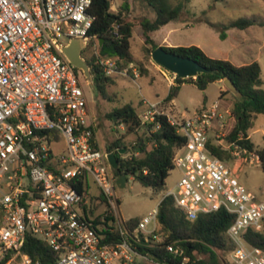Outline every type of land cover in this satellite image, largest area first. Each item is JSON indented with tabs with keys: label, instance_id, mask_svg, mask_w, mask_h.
Segmentation results:
<instances>
[{
	"label": "built area",
	"instance_id": "obj_1",
	"mask_svg": "<svg viewBox=\"0 0 264 264\" xmlns=\"http://www.w3.org/2000/svg\"><path fill=\"white\" fill-rule=\"evenodd\" d=\"M93 2L0 0V264H39L22 252L27 234L48 245L56 264H165L134 247L142 239L162 243L156 234L158 207L134 228L118 216L110 153L98 144L79 73L63 53L73 39H86L88 46ZM98 62L108 77L119 71L113 60ZM143 105L142 125L164 116L185 139L173 158L180 176L161 201L171 197L189 221L221 210L230 214L229 264H264V252L245 241L249 230L264 229V201L209 148L218 146L233 157L245 153L231 151L234 144L226 140L231 111L218 102L188 115L162 102ZM60 141L65 149L55 154L53 145ZM79 181L85 192L76 190ZM89 181L108 210L93 212ZM165 248L182 258L180 264L189 262L181 247Z\"/></svg>",
	"mask_w": 264,
	"mask_h": 264
},
{
	"label": "trees",
	"instance_id": "obj_2",
	"mask_svg": "<svg viewBox=\"0 0 264 264\" xmlns=\"http://www.w3.org/2000/svg\"><path fill=\"white\" fill-rule=\"evenodd\" d=\"M113 0H94L89 13L94 18L92 27L88 32L91 40L82 51V58L88 63L92 75V81L97 94L107 101H113L107 93V88L114 84L111 77L105 75L103 66L98 60H113L118 70H126L131 64L139 68L141 77L149 74L143 63L137 60L130 50V41L133 36L134 23L128 19V0H123L117 13L110 12ZM153 9V20L143 19L140 27L143 31L145 51L148 57L159 47L151 38L153 32L170 22L180 20L184 10V3L188 0H177L173 5L170 0H145ZM218 1V0H215ZM253 19H239L228 25L209 24L221 40L226 38L225 31L230 28L244 30L255 25ZM97 39L99 47L96 53L91 52L94 40ZM100 41L101 46H100ZM163 49L189 58L201 66L207 72L198 74L188 79H175V85L169 88L164 98V103H170L178 97L180 86L184 83L194 85L198 90L205 91L209 84L222 82L229 79L235 88L241 93L243 100L235 99L225 88L220 91L219 98L226 95L231 97V116L234 120L231 131L226 140L234 144L231 151L242 150L246 154H254L258 157L261 170L264 172V148L256 149L249 138V132L254 128L258 115H264V88L261 80V67L258 62L236 66L228 60L209 57L197 46H176ZM77 73L80 70L75 69ZM204 102L206 97L204 96ZM110 118L123 124L128 134H135L129 148V157L124 158L121 150L127 149L121 138L106 145L105 151L113 153L118 161V168L112 169L114 177L121 176L132 178L142 187L150 188L156 193L165 191L166 179L174 169L173 158L175 152L185 144L184 137L178 135L164 116H157L153 122L142 125L139 113L131 104H125L114 109ZM143 131L139 135L138 131ZM128 148V149H129ZM211 152L224 161H230L233 156L230 151L218 146L209 145ZM78 192H85L79 181L76 186ZM86 197L83 196V200ZM139 219H130L128 224L134 228ZM232 223V216L221 210L208 215H199L194 221H189L185 215L175 207L171 197L164 198L157 208L156 234L162 237V243H146L143 239L134 244L136 250L142 254H148L153 260L165 264H180L181 257H175L169 253L165 246L172 244L184 250L183 257H188L187 264H223L218 252L230 253L232 245L225 236L227 228ZM107 235L106 230H103ZM114 239L116 236H109ZM245 241L250 246L261 249L264 252V229L260 232L249 230L245 235ZM23 254L29 256L33 262L39 264H56L57 256L48 245L36 237L27 234Z\"/></svg>",
	"mask_w": 264,
	"mask_h": 264
},
{
	"label": "rangeland",
	"instance_id": "obj_3",
	"mask_svg": "<svg viewBox=\"0 0 264 264\" xmlns=\"http://www.w3.org/2000/svg\"><path fill=\"white\" fill-rule=\"evenodd\" d=\"M122 3L123 0H113L110 5V12L117 13ZM128 3V19L135 25L130 41V50L133 56L148 69L149 74L141 77L139 68L136 65H132V67L139 74L137 79L133 77L131 66L126 71L120 70L114 73L110 76L114 84L107 88V93L113 98V101H107L97 94L83 73L81 71L79 73L80 83L88 100L89 119L100 148L105 150L106 145L121 138L127 148L120 152L124 158L130 156L128 153L130 151L129 146L136 139V136L135 134H128L126 126L118 123L116 118L114 120L110 118L113 110L125 104H131L140 113L143 100L147 99L149 102L159 99L164 100V96L168 93V85L171 82L168 71L155 64L145 51L147 46L144 44L140 21L143 19L153 20L155 18L153 9L145 0H128ZM170 3L173 6L178 2L177 0H170ZM239 19H253L256 24L244 30L230 28L225 31L226 38L224 40H221L219 34L209 26V24L228 25ZM168 28H176L168 35L169 44L179 46L199 45L208 56L228 60L233 64L241 65L258 62L261 67V80L264 88V0H188L184 3L180 20L173 21L170 25L151 34V38L157 45L162 43L160 35ZM63 42H67V39H63ZM98 47V41L94 40L90 51H97ZM213 49L217 52L211 53L210 50ZM171 83L175 85V81ZM220 88L225 89L223 84L213 83L208 85L207 98L212 101L220 100L218 103L221 108L230 109L227 100L231 101V98L228 96L226 101H221L219 99ZM204 92L189 83L181 85L179 95L174 101L175 107L172 106L173 113H178L177 110L184 112L186 115L193 112L204 97ZM230 123L232 127L234 121ZM142 132L139 130V135ZM249 134L256 149L264 148V115H258L254 128ZM64 149L63 141L53 145L55 154L61 153ZM227 163L240 184L259 200L264 201V172L261 170L256 156L249 154L247 157L244 153L238 157L234 156ZM179 176L178 170H171L166 179L165 190L171 189ZM89 184L90 192L94 195L92 200V204H94L93 212L108 210L110 208L109 204L100 194L97 186L91 181H89ZM164 192L156 193L150 188L142 187L132 178H128L124 189L115 187L119 218L123 222L130 219H141L158 207ZM98 200L101 201V204L97 202ZM218 255L223 264L230 263L229 253L218 252Z\"/></svg>",
	"mask_w": 264,
	"mask_h": 264
},
{
	"label": "water",
	"instance_id": "obj_4",
	"mask_svg": "<svg viewBox=\"0 0 264 264\" xmlns=\"http://www.w3.org/2000/svg\"><path fill=\"white\" fill-rule=\"evenodd\" d=\"M101 42L102 41H100V46ZM86 47V39H73L70 41L68 46L63 48V53L67 60L76 69L83 73L88 83L94 88L90 67L88 63L82 58V51ZM151 59L155 64L174 74L176 78L180 79L196 77L198 74L207 72V70L196 61L168 52L164 50L162 46H159L152 52ZM222 84L235 99L240 101L243 100L241 93L235 88L229 79H224ZM108 162L113 170L118 168V161L113 153L108 155ZM127 181L128 180L126 176H121L116 179V186L119 189H124L126 187Z\"/></svg>",
	"mask_w": 264,
	"mask_h": 264
},
{
	"label": "crops",
	"instance_id": "obj_5",
	"mask_svg": "<svg viewBox=\"0 0 264 264\" xmlns=\"http://www.w3.org/2000/svg\"><path fill=\"white\" fill-rule=\"evenodd\" d=\"M176 22V21H175ZM172 22H170V23H168L167 25H165V26H163V27H161V28H164V27H166V26H168V25H170ZM172 28V27H171ZM171 28H168L166 31H164L160 36H161V38H162V43L161 44H159V46H166V47H176V46H179V45H173V44H169V40H168V35L169 34H171V32L172 31H175L176 30V28H173V29H171ZM154 33V32H153ZM165 44H167V45H165ZM189 46H192V45H189ZM194 46H197V47H199L201 50H203V48L202 47H200L199 45H194ZM204 51V50H203ZM205 52V51H204ZM210 52L211 53H216L217 51H215L214 49L213 50H210ZM206 53V52H205ZM207 54V53H206ZM208 55V54H207ZM209 57H211V56H209ZM234 65H236V66H242V65H246V64H241V65H239V64H234ZM217 84H219V85H222V82H217ZM174 86V84H172L171 82L169 83V88L171 87V86ZM183 85V84H182ZM210 85V84H209ZM181 87V86H180ZM208 87V86H207ZM206 90H207V88H206ZM206 90H205V92H204V96L206 97V102H204V97L202 98V100H201V102L196 106V108L194 109V111H197V110H199V109H201L202 107H207V106H210V105H212V104H214V103H216V102H218V101H220V100H215V101H212V100H210V99H208L207 98V95H206ZM221 90H224L223 88H220L219 89V91H221ZM167 91H169V89L167 90ZM179 92H180V90H179ZM168 94V93H167ZM166 94V95H167ZM166 95L164 96V97H166ZM179 95V94H178ZM229 95H226L224 98H222L221 99V101H226L227 100V97H228ZM231 98V97H230ZM145 99V98H144ZM158 99V98H157ZM220 99V98H219ZM143 100V99H142ZM145 101H148L149 102V100H147V99H145ZM174 101L175 100H173L172 102H170V103H164V100L163 99H159V100H157V101H150V103H164L165 105H167V106H170L171 108H172V106H174L175 107V105H174ZM227 101H229V108H231V101L230 100H227ZM143 103V102H142ZM141 110V112L144 110V105L142 104V107L140 108ZM229 110H231V109H229ZM178 111V113H184V112H182V111H180V110H177ZM193 111V112H194ZM193 112H191V113H193ZM190 113V114H191ZM234 121V120H233ZM249 138H250V134H249ZM252 141V140H251Z\"/></svg>",
	"mask_w": 264,
	"mask_h": 264
}]
</instances>
